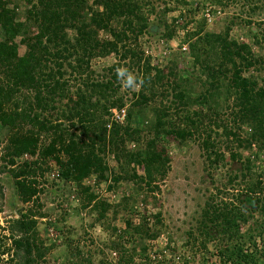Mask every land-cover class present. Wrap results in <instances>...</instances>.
Wrapping results in <instances>:
<instances>
[{
  "label": "trees",
  "instance_id": "obj_1",
  "mask_svg": "<svg viewBox=\"0 0 264 264\" xmlns=\"http://www.w3.org/2000/svg\"><path fill=\"white\" fill-rule=\"evenodd\" d=\"M209 1L211 6L246 1L254 4L253 11L264 6V0ZM170 11L167 5L157 9L151 0H0V127L8 135L3 158H8L6 166L11 167L17 197L25 204L36 203L41 191L38 178L56 165L60 180L77 183L81 208L95 211L94 226L107 222L116 207L115 215L125 212V227L112 228L108 246L121 252L117 264H153L146 246L161 235L160 213L154 215L151 226L147 214L134 224L129 202H135V197L125 199L120 211L119 205L98 198L82 183L94 174L99 181L110 176L118 183L125 168L132 166L146 173L133 172L132 177L154 192L171 168L166 142L183 144L197 134L212 165L240 164L229 182L239 179L244 184L228 203L214 198L206 203L203 218L214 229L206 224V231L200 230L203 243L217 237L225 242L218 248V264H264V218L249 223L255 213L264 217V166L260 167L264 164V55L257 56L255 50L256 45L264 47V30L250 28L255 39L250 43L231 37L233 20L231 28L220 33L206 31L204 20L196 31L186 34L187 49L178 68L189 75L180 79L176 64L162 69L153 66L139 47V39L151 34L152 26L163 28L160 38H175L176 27L166 17ZM191 11L195 14L198 7ZM22 45L25 51L20 54ZM111 55L138 68L136 80L141 88L134 94L127 123H115L109 129L111 111L126 106L115 70L120 65L103 75L93 70L92 62ZM192 76L204 88L194 99L188 89L195 79ZM157 85L171 87L172 99L153 109L154 120L147 121L143 109L155 100ZM134 121L143 127H134ZM219 137L224 141H218ZM221 142L227 157L216 145ZM129 143L135 149L128 148ZM241 151L253 155L244 157ZM25 154L33 159L16 165V159ZM108 154L121 166L119 173L110 170ZM36 218L32 210L20 211L7 228L8 235L0 227V264H40L49 251L47 244L53 247L54 243L39 235ZM245 224L251 225L244 230ZM87 262L93 264L90 259Z\"/></svg>",
  "mask_w": 264,
  "mask_h": 264
},
{
  "label": "rangeland",
  "instance_id": "obj_2",
  "mask_svg": "<svg viewBox=\"0 0 264 264\" xmlns=\"http://www.w3.org/2000/svg\"><path fill=\"white\" fill-rule=\"evenodd\" d=\"M151 1L157 9H163L166 5L173 9L167 13L166 17L167 22L170 25L174 23L176 27L175 38L170 41L160 38V34L164 30L163 28L156 29V26H152L151 34L144 35L139 39V47L144 52L145 59L150 58L151 65L160 69L170 67L173 63L178 68V63L184 59L183 55L186 53L187 45L184 41L187 32L196 31L204 20L206 31L220 33L226 30L227 26L231 28L233 25L231 37L237 40L244 39L250 43L255 41L254 37L249 34L250 28L256 30L257 27H260L264 30V6L253 11L254 4L246 1H234L226 5L214 3L212 6L209 0H186L189 3L188 6H184V3L179 0ZM196 7H198V11L193 14L194 11L191 10H195ZM174 19L177 22L173 21ZM230 20L234 22L232 25ZM244 21L251 23L247 24ZM178 23H180L179 26H177ZM187 23L188 26L184 27ZM255 50L257 56L264 55L263 46L256 45ZM24 51L25 47L22 45L20 54H23ZM116 65L120 66L116 67ZM113 66L116 67V71L117 69H126L135 78L138 74V68L132 65L130 60L120 61L115 55L92 62L93 70L103 75L109 73V68ZM176 72L180 79L189 75L180 66ZM195 76L199 77V74H195ZM196 78L194 80L191 78L192 84L190 85L193 88L188 85V89L193 93L191 99L199 96V93L204 90L199 86ZM120 83V95L125 98V108L128 113L132 108V102L136 99L134 94L140 91L141 83L136 80L138 86L135 88L126 87L121 79ZM154 91L157 94L155 100L149 102L143 109L147 121L154 120L153 109L163 107V102L168 105L172 99L170 94L173 93V90L171 87L157 85ZM146 93L151 94L149 91ZM163 94L164 96L168 95V97L165 99ZM110 122L111 118H109L108 124ZM126 123L127 118L122 125ZM142 124L141 122H133L134 127L140 129L143 127ZM218 133L223 134L221 129ZM5 135L7 133L0 127V137L3 139L0 146V227L6 229V231L2 230V233L8 235L7 228L11 226L14 219L18 218L20 211L32 210L37 217L39 235L49 238L50 242L54 243L53 247L47 244L49 251L40 259V264H88L87 260L89 259L93 261V264H102L101 261L106 264H117L121 252L108 246L110 239H112V228L125 227L124 219L127 218L125 212L115 215L116 207L109 212L107 222L94 226L95 211L91 213V208L86 210L81 208L83 202L82 198L80 199V193H78L77 183L60 180L59 169L56 165H53L45 175L42 174L38 178L41 191L36 203H22L15 191L14 180L10 174L11 167L6 166L8 158L5 160L3 158L8 146V135ZM220 138L218 141H224V138L223 140ZM201 142L202 140H199L197 134L195 137L187 139L183 144L171 140L166 142V148L171 158V168L167 176L157 182L159 189H155L154 192H148L145 185L140 184L137 179L132 177L133 172L139 176H145V171L140 167L125 168L124 173H122L123 178L118 183H114L110 176H108V180L99 181L95 174L82 183L83 186L90 187L98 198L113 205H119L120 211L124 209L125 203L123 202L125 199L135 197L137 199L135 202H129L133 209L130 210V214L134 224L139 223V218L147 214L151 215V226L155 224L154 215L160 213L162 220V224H160L161 235L150 240L146 246L148 255L154 258L152 259L153 264H164L167 261H172L174 264H218V248L222 247L225 242L222 243L221 239L217 237L203 243L204 236L199 234L200 230L206 231V224L214 229L211 223L204 220V209L210 198H214L215 202L218 203L221 201L228 203L230 199H233L232 197L242 191L244 184L239 179L237 180L238 183L235 184L229 182L230 176L234 174L235 169L240 167V164L226 165L225 162H222L218 165H212L213 159L210 161L207 158ZM216 145L221 151L224 150L227 157L225 142ZM128 148L135 149V144L129 143ZM241 153L244 157L253 155L250 151H241ZM107 156L110 170L114 168L115 173H119L121 166L116 164L115 157L111 154ZM36 158L37 156H34V159ZM261 158L263 159L264 155H261ZM32 159L25 154L16 159V165H21ZM263 166L264 164H260V167ZM239 183L242 186L235 187ZM110 186L113 188L110 189ZM40 214H46V216L42 218L39 217ZM263 218L259 213H255L249 223ZM55 222L56 227H53ZM107 225L110 227L106 228ZM249 225L251 224H245L243 229H248ZM119 232L118 230V235L121 234ZM7 243L10 245L11 241L9 240ZM127 245V248H130L132 243ZM80 251L82 253H79ZM5 260L6 258H4ZM12 264L16 263L13 262Z\"/></svg>",
  "mask_w": 264,
  "mask_h": 264
},
{
  "label": "built area",
  "instance_id": "obj_3",
  "mask_svg": "<svg viewBox=\"0 0 264 264\" xmlns=\"http://www.w3.org/2000/svg\"><path fill=\"white\" fill-rule=\"evenodd\" d=\"M111 114V122L108 124V128L110 129L113 124H124L127 118V110L126 108L122 109H113Z\"/></svg>",
  "mask_w": 264,
  "mask_h": 264
},
{
  "label": "clouds",
  "instance_id": "obj_4",
  "mask_svg": "<svg viewBox=\"0 0 264 264\" xmlns=\"http://www.w3.org/2000/svg\"><path fill=\"white\" fill-rule=\"evenodd\" d=\"M117 74L126 87L135 88L138 86L136 78L126 69H117Z\"/></svg>",
  "mask_w": 264,
  "mask_h": 264
}]
</instances>
